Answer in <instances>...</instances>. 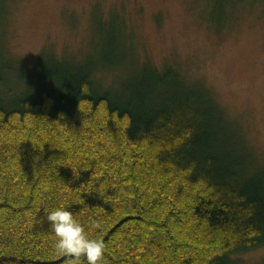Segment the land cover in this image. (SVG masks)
<instances>
[{"label":"trees","instance_id":"1","mask_svg":"<svg viewBox=\"0 0 264 264\" xmlns=\"http://www.w3.org/2000/svg\"><path fill=\"white\" fill-rule=\"evenodd\" d=\"M42 64L17 91L0 75V264H67L42 220L61 204L104 242L102 264L264 248V158L201 83L153 67L102 93L96 70Z\"/></svg>","mask_w":264,"mask_h":264},{"label":"rangeland","instance_id":"2","mask_svg":"<svg viewBox=\"0 0 264 264\" xmlns=\"http://www.w3.org/2000/svg\"><path fill=\"white\" fill-rule=\"evenodd\" d=\"M41 62L96 70V88L112 94L173 66L214 94L264 158V0H0L6 88L22 89L16 73ZM231 259L263 264L264 248Z\"/></svg>","mask_w":264,"mask_h":264},{"label":"clouds","instance_id":"3","mask_svg":"<svg viewBox=\"0 0 264 264\" xmlns=\"http://www.w3.org/2000/svg\"><path fill=\"white\" fill-rule=\"evenodd\" d=\"M42 220L54 236L53 248L65 256L67 264H102L105 244L93 237L79 220L63 204L43 209Z\"/></svg>","mask_w":264,"mask_h":264}]
</instances>
